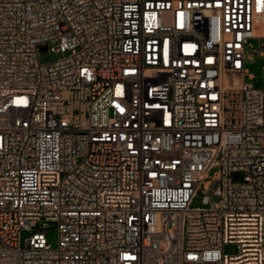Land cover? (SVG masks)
I'll return each instance as SVG.
<instances>
[{"label": "built area", "instance_id": "obj_1", "mask_svg": "<svg viewBox=\"0 0 264 264\" xmlns=\"http://www.w3.org/2000/svg\"><path fill=\"white\" fill-rule=\"evenodd\" d=\"M263 26L264 0H0V264H264Z\"/></svg>", "mask_w": 264, "mask_h": 264}, {"label": "rangeland", "instance_id": "obj_2", "mask_svg": "<svg viewBox=\"0 0 264 264\" xmlns=\"http://www.w3.org/2000/svg\"><path fill=\"white\" fill-rule=\"evenodd\" d=\"M263 34H264V27H263ZM260 46H264V38L257 40H250L249 41V52L246 56V68L248 70V74L245 77V81L252 84L255 89H263L264 90V69H262V59L258 52H256ZM40 59L42 62L49 63L56 59V56L53 55L49 49H43L40 51ZM252 76V78H251ZM218 167H214L209 172V177L203 182L200 190L198 191L195 199L192 202L193 208H202L205 205L203 204V197H204V186L207 182L212 181V179L218 174L219 172ZM243 179V174L241 172H237L231 175V180L234 183H239ZM30 236L28 232L22 233V240L24 241ZM46 238L49 244L52 247H55L57 244L58 233L56 228H50L46 230ZM225 252L227 254H235L236 248L234 246H227L225 248Z\"/></svg>", "mask_w": 264, "mask_h": 264}, {"label": "bare ground", "instance_id": "obj_3", "mask_svg": "<svg viewBox=\"0 0 264 264\" xmlns=\"http://www.w3.org/2000/svg\"><path fill=\"white\" fill-rule=\"evenodd\" d=\"M263 27H264V26H263ZM263 27H262L261 30H260V34H261V35H264V34H263Z\"/></svg>", "mask_w": 264, "mask_h": 264}]
</instances>
